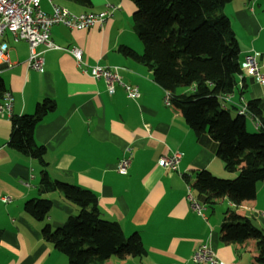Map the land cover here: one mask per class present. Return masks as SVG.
<instances>
[{
  "label": "crops",
  "instance_id": "0c3cea01",
  "mask_svg": "<svg viewBox=\"0 0 264 264\" xmlns=\"http://www.w3.org/2000/svg\"><path fill=\"white\" fill-rule=\"evenodd\" d=\"M55 2L75 13L104 10L107 3L118 7L101 26H51V40L59 48L38 46L44 57L42 71L27 66L26 41L4 36L8 63L2 64L0 76L3 93H9L11 104L9 110H0V264H69L67 256L43 237L42 228L45 224L51 230L61 226L78 208L65 201L59 191L40 192L37 161L7 144L10 117L33 113L44 99L53 100L55 107L36 125L34 137L45 147L49 177L95 192L101 216L116 220L124 236L137 232L145 247L141 256L110 257L105 264H210L191 258L202 243L225 264H254V240L223 243L220 225L229 208L264 232V211L255 210L258 197L264 195V182L256 183L254 199L238 205L224 196L210 206L205 194L193 189L197 171L207 170L221 178L235 174L224 169L216 155L215 140L207 133L197 136L175 104H164L166 89L154 81L152 70L119 50L120 45L138 53L143 50L132 25L133 1L91 0L88 6L72 0ZM40 4L44 10L50 7L47 0ZM222 12L237 39L239 59L249 50L259 52L264 73V0H231ZM73 46L82 50L80 67L68 51ZM94 64L116 68L121 81L136 86L140 95L127 97L117 82L109 92L103 78L90 75ZM240 77L243 81L237 78L224 104L232 107L241 97L246 103L258 98L264 116V84L244 72ZM189 89L180 86L176 93ZM4 101L0 96V104ZM174 152H181L175 168L158 164L160 157ZM124 156L130 157V164L122 175L117 164ZM187 192L200 204V213L191 207ZM35 197L51 201L43 219L24 208L25 201Z\"/></svg>",
  "mask_w": 264,
  "mask_h": 264
},
{
  "label": "trees",
  "instance_id": "16d2710c",
  "mask_svg": "<svg viewBox=\"0 0 264 264\" xmlns=\"http://www.w3.org/2000/svg\"><path fill=\"white\" fill-rule=\"evenodd\" d=\"M83 6L91 0H72ZM132 25L143 45L141 53L120 45L123 55L148 66L153 79L171 94L186 122L197 136L207 133L218 143L216 155L232 178H221L207 170L197 171L192 187L205 194L212 206L222 197L238 205L255 198L256 183L264 180V116L258 98L246 103L249 114L260 121L256 131L246 127L247 117L237 106H223L222 97L231 93L244 70L237 39L222 8L231 0H132ZM243 81V79L241 78ZM190 88L176 93L178 87ZM5 86L0 76V96ZM51 99L38 102L30 114L10 117L9 148L27 155L40 166V192L59 191L78 211L59 227L42 228L43 237L67 256L69 264H105L108 258L141 256L146 250L137 232L124 236L116 220L101 216L97 195L92 190L51 179L47 173L45 147L34 137L36 125L52 111ZM51 206L45 197L25 201V210L43 219ZM255 242L254 264H264V232L245 216L226 210L220 225L223 243Z\"/></svg>",
  "mask_w": 264,
  "mask_h": 264
},
{
  "label": "built area",
  "instance_id": "2783aa9c",
  "mask_svg": "<svg viewBox=\"0 0 264 264\" xmlns=\"http://www.w3.org/2000/svg\"><path fill=\"white\" fill-rule=\"evenodd\" d=\"M49 8L44 10L41 8V0H0V72L1 66L8 63V44L4 38L6 34H10L14 41L24 40L28 44V58L26 64L29 68L42 71L44 65V57L37 50L38 46L43 45L47 49L59 48L50 37V28L55 24L62 25L67 28H89L92 26H101L106 19L111 16L114 9L118 7L116 4L107 3L104 10L97 12L84 11L75 13L68 8L63 7L55 2V0H47ZM74 57L77 66L82 63V50L78 47H71L68 50ZM259 52L249 50L244 53L240 65L248 76L252 77L257 83L264 84V73L260 70L258 62ZM85 70V68H83ZM90 75L93 78H103L106 82L109 92L114 90V83H119L125 90L127 97L137 98L140 93L136 86L125 84L121 81L116 68H109L100 64H94L90 67ZM5 101L0 104L2 108L10 109L11 97L9 93H4ZM230 95L222 97L224 101L229 100ZM165 105L171 104V94L165 91L163 96ZM237 112L249 117L255 124L256 128L260 127V121L254 114H249L247 105L241 97L240 101L235 104ZM181 152H174L170 156H162L158 159L161 167L175 168L180 160ZM130 164V157H122L117 164V172L125 175ZM187 198L191 207L200 213L201 206L197 200L187 192ZM7 200V198H5ZM191 258L195 262H206L210 264H225L219 260L207 244H199L193 251Z\"/></svg>",
  "mask_w": 264,
  "mask_h": 264
},
{
  "label": "rangeland",
  "instance_id": "374dc122",
  "mask_svg": "<svg viewBox=\"0 0 264 264\" xmlns=\"http://www.w3.org/2000/svg\"><path fill=\"white\" fill-rule=\"evenodd\" d=\"M226 95H229V94H226ZM246 123H247V128H248L249 131H256V129L254 128L253 124H251V121H250L249 118H247V122ZM263 182L264 181H261V182L259 181L258 184H262ZM256 209H261V210L264 211V195L263 194L258 197V206L255 208V210Z\"/></svg>",
  "mask_w": 264,
  "mask_h": 264
}]
</instances>
